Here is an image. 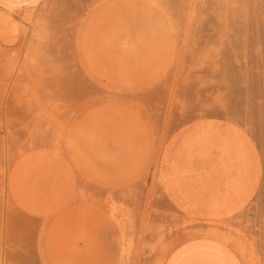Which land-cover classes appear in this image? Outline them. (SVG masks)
<instances>
[{
  "label": "rangeland",
  "instance_id": "374dc122",
  "mask_svg": "<svg viewBox=\"0 0 264 264\" xmlns=\"http://www.w3.org/2000/svg\"><path fill=\"white\" fill-rule=\"evenodd\" d=\"M222 1L223 14L213 0L9 11L20 30L0 38V264H164L207 228L264 264V127L223 80L237 37L264 57V0Z\"/></svg>",
  "mask_w": 264,
  "mask_h": 264
},
{
  "label": "bare ground",
  "instance_id": "6f19581e",
  "mask_svg": "<svg viewBox=\"0 0 264 264\" xmlns=\"http://www.w3.org/2000/svg\"><path fill=\"white\" fill-rule=\"evenodd\" d=\"M154 1H156V0H154ZM218 1V0H217ZM232 1V0H231ZM230 1V2H231ZM237 1V0H236ZM220 2H222L223 3V1L222 0H219L218 2H216V0H213V8H215L214 10H217V12L219 11L220 13L223 11V6H221L220 5ZM239 2V1H238ZM229 3V2H228ZM39 4V3H38ZM224 4V3H223ZM231 5V4H230ZM230 5L228 4L227 5V10L229 9V7H230ZM41 8V7H40ZM219 8V9H218ZM220 8H222V10L220 9ZM12 11V10H6V9H3V8H1L0 7V38H2V37H6V35H9L10 37H7V41H8V38H12V34L14 33H17V31H19L20 30V24H19V22L18 21H16L15 19L13 20L12 19V17H11V13L10 12ZM45 11H47V10H45ZM221 14H223V13H221ZM221 14H219L218 16L221 18L222 17V15ZM227 14V16H228V12L226 13ZM232 15H229L230 17H232L233 18V20L235 19L234 17V13H231ZM14 15V14H13ZM237 16V15H236ZM41 17V16H40ZM39 18V17H38ZM37 18V19H38ZM219 18V19H220ZM223 18V17H222ZM229 18V17H228ZM231 18V19H232ZM42 19V18H41ZM240 19V18H239ZM24 20V19H23ZM34 20V19H33ZM226 19H224V21H225ZM220 21H222V20H220ZM226 21H229V19L228 20H226ZM232 21V20H231ZM230 21V22H231ZM240 21V20H239ZM31 22V21H30ZM35 22V21H34ZM233 22V21H232ZM246 22V21H245ZM236 23V22H235ZM239 23H241V22H239ZM44 24V23H43ZM46 24V23H45ZM225 23L222 21V23H219V28H221L222 30L220 31L219 30V34L221 35V32L223 31V29H224V25ZM227 24V23H226ZM233 24H234V22H233ZM237 24V23H236ZM242 24V23H241ZM248 24V23H247ZM42 25V24H41ZM239 25V24H238ZM243 25V24H242ZM227 27L229 26L228 24L226 25ZM232 26H234V25H232ZM226 27V28H227ZM242 27V26H241ZM231 28V27H230ZM229 28V29H230ZM246 28V27H245ZM258 27H256V29H257ZM262 28V27H261ZM22 29V28H21ZM242 29H244V27L242 28ZM38 30V29H37ZM228 30V29H227ZM245 31L247 30V29H244ZM261 30V29H260ZM46 31V30H45ZM229 31H231V29L229 30ZM241 31V30H240ZM24 32H25V30H24ZM232 32V31H231ZM247 32H248V30H247ZM260 32V31H259ZM27 33H28V31H27ZM49 33V32H48ZM237 33V32H236ZM32 34H34V33H32ZM40 34V33H39ZM228 33L226 32V33H223V35L225 36V37H228L227 39H225V37L222 35V41L223 42H225V40L227 41L228 40V43H229V46H230V44H231V42H232V40H230V36L229 35H227ZM258 34V33H257ZM5 35V36H4ZM18 34H15V36L16 37H18L17 36ZM44 35V34H43ZM219 35V40L221 39V36ZM14 36V37H15ZM23 36V35H22ZM246 36V35H245ZM253 36H254V33H253ZM15 37V38H16ZM255 37V36H254ZM261 37V36H260ZM25 38V37H24ZM46 38V37H45ZM238 39V42H237V40H236V42H237V44H235L234 46L232 45V46H230V48H229V50H228V52H226V54H225V56H223V57H226L227 58V60L225 59V63H226V65H224L225 67H224V69H223V80H224V84H226V86H225V90H226V88H229V89H227V91H226V95H228V93H229V95L231 96L232 94H234V95H236L235 93H237V92H239V94H240V96L242 95V98L241 97H239L238 95V99L236 100V99H233V100H236L235 101V103H233L232 102V99H231V103L230 104H234V105H236V103L238 102V104H239V106H234V107H238V108H240L239 110L241 111V107H246V110H248L247 112H251L252 111V109H256L255 111H257V115L259 114V119L262 121L261 123L262 124H260V123H258L257 121H255L256 119V117H258V116H255V117H253L252 116V114L251 113H249L250 115H247V117L246 118H248V119H250V117H251V119L252 118H254L253 119V121H252V124H253V122L255 123L254 124V126L256 125V123L258 124V125H260V126H262V127H264V60H263V56H262V59L260 58V59H252V58H248V56H247V54H246V52H245V50H244V47L242 46V45H245V47H246V44L247 43H245V41L241 38V37H237ZM14 38H12L11 40L12 41H14L15 42V39L13 40ZM49 39V38H48ZM235 39H236V37H235ZM235 39H233L234 41H235ZM30 40V39H29ZM50 40V39H49ZM254 40H256V39H254ZM261 40V39H260ZM10 41V40H9ZM36 41V40H35ZM43 41V40H42ZM221 41V40H220ZM234 41H233V43H234ZM258 42H260L259 41V39L257 40ZM28 42V41H27ZM241 42H242V44H241ZM251 42V41H250ZM249 42V43H250ZM47 43V42H46ZM257 43V42H256ZM7 44H9L8 42H7ZM27 44V43H26ZM41 44H42V42H41ZM31 45V44H30ZM33 45H34V43H33ZM40 45V44H39ZM53 45H55V43L53 44ZM52 45V46H53ZM251 45V44H250ZM256 46H257V44H256ZM18 47V46H17ZM21 47V46H20ZM19 47V48H20ZM31 47V46H30ZM50 47V46H49ZM223 47H225V46H223ZM8 48V47H7ZM18 48V49H19ZM35 48V47H34ZM38 48H39V46H38ZM47 48V47H46ZM262 48V47H261ZM16 49V48H15ZM54 49V48H53ZM222 49V48H221ZM1 50H2V48H1ZM21 50V49H20ZM35 50V49H34ZM45 50V49H44ZM52 50V49H51ZM57 50V49H56ZM260 50V49H259ZM258 49H257V52L259 51ZM25 51V50H24ZM37 51V50H36ZM47 51H48V49H47ZM54 51V50H53ZM27 52V51H26ZM40 52H42V51H40ZM39 52V53H40ZM260 52V51H259ZM25 53V52H24ZM27 53H29L30 54V51H28ZM38 53V54H39ZM48 53H49V51H48ZM77 53V52H76ZM45 54V53H44ZM50 54V53H49ZM224 54V53H223ZM256 54V53H255ZM2 55V54H1ZM40 56H42L41 54H39ZM55 55H57V54H55ZM257 55V54H256ZM38 56V55H37ZM50 56V55H49ZM53 56V55H52ZM3 57V56H2ZM31 57V56H30ZM54 57V56H53ZM56 57V56H55ZM257 57V56H256ZM31 59V58H30ZM47 59V58H46ZM219 59V58H218ZM221 59V58H220ZM47 61H48V59H47ZM58 61V60H57ZM227 61V62H226ZM234 62H236V67L238 66L239 67V71L237 72H235L234 70V68H236L235 66H234ZM48 63V62H47ZM232 63H233V65H232ZM11 64V63H10ZM46 64V63H45ZM219 64V63H218ZM42 65V64H41ZM47 65V64H46ZM11 66V65H10ZM223 66V65H222ZM234 68H233V67ZM13 67H14V65H13ZM48 67V66H47ZM237 67V68H238ZM51 68H53V67H51ZM50 68V69H51ZM222 68V67H221ZM48 69V68H47ZM49 69V70H50ZM234 69V70H233ZM16 70V69H15ZM237 70V69H236ZM58 71V70H57ZM13 72V71H12ZM26 73V72H25ZM215 73H216V71H215ZM19 74V73H18ZM218 74V73H217ZM214 75V74H213ZM217 76V75H216ZM212 77V76H211ZM225 77V78H224ZM55 78V77H54ZM213 78V77H212ZM217 78V77H216ZM214 80V79H213ZM217 80H218V78H217ZM70 82V81H69ZM220 82V81H219ZM221 83V82H220ZM211 84H213V83H211ZM239 85V86H238ZM215 86V85H214ZM218 86V85H217ZM235 87L237 88V91H236V89H235ZM222 88V87H221ZM228 90L230 91V92H228ZM235 92V93H234ZM42 93V92H41ZM238 94V93H237ZM213 95V94H212ZM228 95V97H230ZM233 95V98H235L236 96H234ZM221 96H223V94L221 95ZM228 97H227V99H228ZM222 98V97H221ZM237 98V97H236ZM42 99V98H41ZM240 99V100H239ZM241 99H244V103L241 101ZM228 101V100H227ZM239 101H241V103L239 102ZM240 104H242V105H240ZM227 105V104H226ZM229 105V104H228ZM230 107H233V106H231L230 105ZM233 107V108H234ZM232 108V109H233ZM237 108V109H238ZM237 109H233V110H236L237 111ZM245 109V108H244ZM244 109H242V111L244 110ZM238 110V111H239ZM246 110H245V112H246ZM236 111H234V112H236ZM255 111H252V113H254V115H255ZM244 112V111H243ZM246 112V113H247ZM230 113V112H229ZM246 113H244V116H245V114ZM239 115H240V113H238ZM242 114V113H241ZM237 115V114H236ZM240 116H242V115H240ZM242 118H243V116H242ZM51 119V118H50ZM244 119V118H243ZM245 121H246V119H245ZM251 122V121H250ZM245 124V123H244ZM248 124V123H247ZM258 125H257V129L259 128L258 127ZM249 126V125H248ZM247 126V127H248ZM249 128H250V126H249ZM248 128V129H249ZM255 128V130L257 131V129ZM252 129V128H251ZM255 130H253L252 129V131L254 132ZM259 130V129H258ZM264 130V129H263ZM262 130V131H263ZM261 131V130H260ZM257 132H259V131H257ZM256 133V132H255ZM262 133V132H261ZM258 134V133H257ZM260 134V133H259ZM258 134V135H259ZM263 134V133H262ZM261 134V136L260 137H264L263 135ZM257 135V136H258ZM256 137V136H255ZM264 139V138H263ZM257 140V139H256ZM262 141V140H261ZM264 141V140H263ZM263 144V143H262ZM262 148V147H261ZM110 209H111V207H110ZM209 227V226H208ZM211 227V226H210ZM214 227H216V226H214ZM192 228V227H191ZM195 228V227H194ZM203 228V227H202ZM189 229V228H188ZM179 231H180V229H179ZM198 231H199V229H198ZM183 232H184V230H183ZM200 232V231H199ZM189 233V232H188ZM194 233V232H193ZM193 233H192V235H193ZM201 233H203V234H206V235H209V236H213V237H217V238H220V239H222V240H224V241H230L231 240V238H230V235L228 234V232L227 231H223V230H218V229H215V228H207V230L206 231H201ZM185 233H183L182 235H184ZM195 234H197V232L195 233ZM199 234V233H198ZM180 235V234H179ZM190 236V235H189ZM152 247H153V245H152ZM167 250V249H166Z\"/></svg>",
  "mask_w": 264,
  "mask_h": 264
},
{
  "label": "crops",
  "instance_id": "0c3cea01",
  "mask_svg": "<svg viewBox=\"0 0 264 264\" xmlns=\"http://www.w3.org/2000/svg\"><path fill=\"white\" fill-rule=\"evenodd\" d=\"M38 0H0L7 10L25 9ZM164 264H246L240 253L228 242L213 236L196 237L177 245Z\"/></svg>",
  "mask_w": 264,
  "mask_h": 264
}]
</instances>
